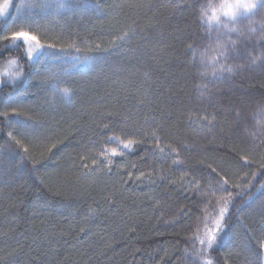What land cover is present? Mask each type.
I'll use <instances>...</instances> for the list:
<instances>
[{"label": "trees", "instance_id": "trees-1", "mask_svg": "<svg viewBox=\"0 0 264 264\" xmlns=\"http://www.w3.org/2000/svg\"><path fill=\"white\" fill-rule=\"evenodd\" d=\"M27 2L11 0L0 33L23 26ZM218 2L101 0L99 16L37 17V34L58 48L30 61L23 46L0 40V69L15 59L25 73L0 91V112L9 113L0 116V264H201L192 254L201 247L197 229L202 235L204 217L227 196L214 179L209 187V164L232 193L227 227L209 252L213 264H264V64L238 60L242 69L209 83L214 41L198 13ZM130 29V39L116 40ZM188 43L197 55L204 49L205 80L188 63ZM76 58L87 59L72 67ZM56 72L72 88L70 100L50 94ZM198 82L208 83L203 94ZM212 114V125L189 119ZM154 129L181 164L167 150L154 152L147 136L111 172L92 165L108 135Z\"/></svg>", "mask_w": 264, "mask_h": 264}, {"label": "snow or ice", "instance_id": "snow-or-ice-1", "mask_svg": "<svg viewBox=\"0 0 264 264\" xmlns=\"http://www.w3.org/2000/svg\"><path fill=\"white\" fill-rule=\"evenodd\" d=\"M11 0H5L3 5H0V18L7 16ZM25 9V13H22L20 20L22 27L16 31L0 33V40L9 41V44H5L4 48H8L11 45L17 47L23 46L26 50V59L31 60L34 54H42L48 49H57L56 43H49L46 39L42 41L40 35L37 33L42 31L37 20L39 17L41 20H48L50 17L63 18L65 15H82V14H95L99 16L103 5L101 0H86L85 3H80V0H29L26 4L22 5ZM209 10L204 7L200 8L198 18L200 21H207L209 25L215 24L217 26L215 30V55L212 56V73L209 83H215L217 80L222 81L225 77L224 74H233L237 70L244 67L242 63H236L234 61L243 60L249 66H256L258 63L264 64V0H222L218 5H209ZM261 16V20L257 21L256 17ZM247 21V31L242 29L240 25ZM32 25H36V30H31ZM130 32L134 34V29L126 30L121 35L116 37V40L124 41L130 39ZM46 35V34H45ZM187 39H194L193 36H189ZM69 49H74L79 52L80 49L74 44L67 46ZM101 46L96 45L99 49ZM255 48L259 55H253L252 49ZM187 50L189 54V65L196 69L197 75L201 77V80L208 78L206 69L209 67L208 62L204 59V49L192 43L187 44ZM61 53L65 51L63 47H60ZM57 55V53H53ZM72 67H77L79 64L86 62L85 60H79ZM230 61H233L230 63ZM197 65L199 67H197ZM15 69V70H13ZM61 71H67V69L61 66ZM25 75L23 69L19 67L17 60L12 59L8 62V65L4 69H0V77H6V79H0V91L5 87L8 81L13 83L23 78ZM54 82L47 85L53 100L59 95L62 99H71L74 92L70 86L67 85V81L60 78L59 72H56L52 76ZM198 94H203L208 90V83L198 82L195 85ZM14 114L17 113L15 108L12 109ZM259 112L264 114V105H261ZM9 113L7 111L0 112V116L7 118ZM238 122L243 123L242 114L237 111L235 113ZM193 124H202L207 122V125H212V121L216 119L215 114L211 115L209 119L208 115L198 116L195 119L189 117ZM105 129L109 128L108 124L104 125ZM123 132V130H121ZM9 137L15 140L12 132H8ZM140 136V139L136 137ZM147 136H151L155 141L154 152L165 153L167 150L169 155H175L176 159L173 160V164H181L179 159V151L177 148L172 147L171 144L161 146L159 130L154 129L147 135L142 133H130L123 135H108L104 144L100 146L97 153L94 154L92 159V165L97 166L103 164L104 168L111 172L112 165L117 157H124L127 152L134 150L136 146H139L147 139ZM17 144H20L25 153L28 152V148L24 146L22 141L17 140ZM114 145V146H109ZM87 159V158H85ZM242 160L247 161V157H243ZM89 172L94 168H89L87 163L82 165ZM204 170L201 169V172ZM207 175L209 178V187H211V180L214 179L216 184L220 186L222 191L227 192V196H221L223 206L216 209L211 219L208 216L203 220V234H199V228L197 229L196 239L201 246L193 251V255L198 257L201 264H213V259L210 258V250H214L215 245L218 243L219 237L224 228L227 227V216L229 214V207L232 204V193L225 187L228 184L227 178L220 175L217 168L211 164L207 165ZM197 187L199 184L197 182ZM239 187V185H235ZM200 189V192H203ZM56 194V193H54ZM264 216V212L261 213ZM259 247L264 253V240L259 242ZM185 255L189 253V249H184Z\"/></svg>", "mask_w": 264, "mask_h": 264}, {"label": "rangeland", "instance_id": "rangeland-1", "mask_svg": "<svg viewBox=\"0 0 264 264\" xmlns=\"http://www.w3.org/2000/svg\"><path fill=\"white\" fill-rule=\"evenodd\" d=\"M222 2V0H219V2L216 4V5H218L219 3H221ZM5 3V2H4ZM4 3H2L1 5H3ZM210 12V11H209ZM245 22H247V21H245ZM245 22H243L241 25H240V27L242 28V25L245 23ZM205 23H206V26H207V28H208V31L209 32H211L210 34L212 35V38H213V41H214V47H213V55H215V52H214V49H215V47H216V44H215V30H216V28H217V26L215 25V24H212V25H209L208 24V22L207 21H205ZM253 51V50H252ZM253 55H254V51H253ZM40 56V54H34V56H33V58H37V57H39ZM211 60V61H210ZM210 60H208V62L212 65V59H211V57H210ZM233 61H230V63H232ZM234 62H236V61H234ZM237 63V62H236ZM211 67V66H210ZM212 71H213V69H212ZM225 74H228V73H225ZM224 74V75H225ZM259 114H261L260 112H259Z\"/></svg>", "mask_w": 264, "mask_h": 264}]
</instances>
